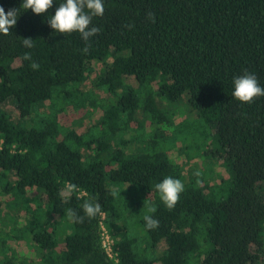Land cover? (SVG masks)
Here are the masks:
<instances>
[{"label":"trees","instance_id":"obj_1","mask_svg":"<svg viewBox=\"0 0 264 264\" xmlns=\"http://www.w3.org/2000/svg\"><path fill=\"white\" fill-rule=\"evenodd\" d=\"M0 6L20 14L0 33V264L264 262V96L232 97L245 71L264 85V0H105L88 41L48 25L55 2Z\"/></svg>","mask_w":264,"mask_h":264},{"label":"clouds","instance_id":"obj_2","mask_svg":"<svg viewBox=\"0 0 264 264\" xmlns=\"http://www.w3.org/2000/svg\"><path fill=\"white\" fill-rule=\"evenodd\" d=\"M54 2L58 6L54 14L49 13L47 16V23L56 33H79L83 40L88 41L101 30L100 27L92 25V20L94 17L103 16L105 0H21L20 8L31 9L35 14H42L48 12ZM19 15L18 9H9L5 12L4 7L0 6V33H9L10 29L16 25ZM149 17L151 18V14ZM22 43L30 48L32 39L25 38ZM84 51H87V48ZM25 59L29 57L25 56ZM31 67L35 69L38 65L33 62ZM258 96H264V85L260 84L255 73L245 71L242 75L232 78V97L237 101L251 103ZM154 187L160 194L161 201L169 209L175 206L184 190L183 182L171 175L164 176ZM82 208L84 215L89 218L101 211L100 204L91 201H85ZM69 215L74 216L71 210ZM74 219L79 221L82 217L74 216ZM143 221L148 230L155 229L159 225V220L153 215L145 214Z\"/></svg>","mask_w":264,"mask_h":264},{"label":"rangeland","instance_id":"obj_3","mask_svg":"<svg viewBox=\"0 0 264 264\" xmlns=\"http://www.w3.org/2000/svg\"><path fill=\"white\" fill-rule=\"evenodd\" d=\"M15 65H19V61H17V62L15 63ZM127 83H129V84L132 85V86H135V85H136V82H135L134 78H132V77H128V78H127ZM8 107H9V109L14 110V107H13L12 105H9ZM172 107H173V106H170V105H169L168 109H169V110H172V109H173ZM185 115H187V114H185ZM185 115H184V116H185ZM178 120H180V118H179ZM173 154H174L175 160H176L177 162H179V163H182V162H183V163L186 164L187 167H189V166L195 164V162H196V163H197V162L206 163V165L210 162L211 167H210L208 170H211V171H212V169L215 167V169H214V170H215V171H214V174L210 177L211 182H215V183H217V182L220 181L221 178H226V177H228V174H227L225 168L222 166V162H223L222 159H217V160H215V161H216V164H212V162H211L212 159H208V157L203 158V159H201V158H196L195 160H192V161H189L188 163H186V158H185V156H184L183 153L181 154V153H179V152H177V151H174ZM66 193H68V192H66ZM1 228H2V227L0 226V229H1ZM138 232L140 233L141 236H144V235H145V233H143L141 230H139ZM105 238H107V239L110 240V242H111V237H110L109 235H107ZM13 245H14V244H13ZM163 247H164V245L161 244L160 247H159V249H162ZM29 248L31 249V246H29ZM30 260H31V259H27V260L25 261V263H22V264H27V263L30 264V263H31ZM260 264H264V262H261Z\"/></svg>","mask_w":264,"mask_h":264},{"label":"built area","instance_id":"obj_4","mask_svg":"<svg viewBox=\"0 0 264 264\" xmlns=\"http://www.w3.org/2000/svg\"><path fill=\"white\" fill-rule=\"evenodd\" d=\"M107 236V235H106ZM105 236V237H106ZM103 244H104V247L107 249V251L109 252L110 255H112V252H111V242L110 240H108L107 238H104L103 240Z\"/></svg>","mask_w":264,"mask_h":264}]
</instances>
